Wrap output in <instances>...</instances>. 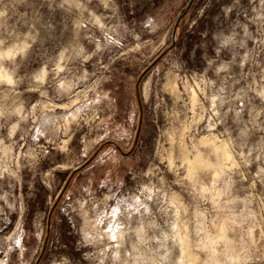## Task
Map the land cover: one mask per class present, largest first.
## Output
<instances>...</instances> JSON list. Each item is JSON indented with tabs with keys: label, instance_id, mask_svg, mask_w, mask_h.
I'll list each match as a JSON object with an SVG mask.
<instances>
[{
	"label": "rangeland",
	"instance_id": "obj_1",
	"mask_svg": "<svg viewBox=\"0 0 264 264\" xmlns=\"http://www.w3.org/2000/svg\"><path fill=\"white\" fill-rule=\"evenodd\" d=\"M188 2L0 0V264H264V0Z\"/></svg>",
	"mask_w": 264,
	"mask_h": 264
},
{
	"label": "water",
	"instance_id": "obj_2",
	"mask_svg": "<svg viewBox=\"0 0 264 264\" xmlns=\"http://www.w3.org/2000/svg\"><path fill=\"white\" fill-rule=\"evenodd\" d=\"M193 0H189V2L187 3L186 7L184 8V10L179 14V16L176 18L175 22H174V25L172 27V31H171V44H170V47L174 46L175 44V41H176V31H177V26H178V23L180 21V19L187 13L188 9L190 8L191 4H192ZM163 52H161L154 60L152 63H150L146 69H148L149 67H151L161 56H162ZM145 71H143L138 80H137V83H136V87L138 86V82L140 80V78L143 76ZM141 123H142V112H141V108H140V113H139V118H138V123H137V126H136V130H135V135H134V138H133V142H132V146L130 148L129 151H131L136 143H137V140H138V137H139V133H140V128H141ZM112 145L116 146L117 148H119V146L113 142V141H109ZM122 152V151H121ZM90 159H87L86 161H84L81 165L77 166L76 168H74L73 172L75 171H78L80 170L81 168H83L89 161ZM67 182L65 183L64 187L62 188L60 194L62 193L63 189L65 188ZM52 209L51 208L48 212V215H47V224H46V233H45V237H44V240H43V246H42V250H41V253L39 255V257L37 258L36 262L34 264H37L38 263V259L40 258L41 254L43 253L44 249H45V246H46V243H47V239H48V234H49V231H50V215H51V212H52Z\"/></svg>",
	"mask_w": 264,
	"mask_h": 264
},
{
	"label": "trees",
	"instance_id": "obj_3",
	"mask_svg": "<svg viewBox=\"0 0 264 264\" xmlns=\"http://www.w3.org/2000/svg\"><path fill=\"white\" fill-rule=\"evenodd\" d=\"M181 19H182V18H181ZM181 19H180V21H179V23H178V26L180 25V23H181V21H182ZM178 26H177V30H178ZM178 39H179V40H178V43H179V42L183 39V36L180 38V35H179V36H178ZM188 44H189V42L187 43V47L189 48L190 45H188ZM68 181H69V180H68Z\"/></svg>",
	"mask_w": 264,
	"mask_h": 264
},
{
	"label": "bare ground",
	"instance_id": "obj_4",
	"mask_svg": "<svg viewBox=\"0 0 264 264\" xmlns=\"http://www.w3.org/2000/svg\"><path fill=\"white\" fill-rule=\"evenodd\" d=\"M194 166V165H193Z\"/></svg>",
	"mask_w": 264,
	"mask_h": 264
}]
</instances>
